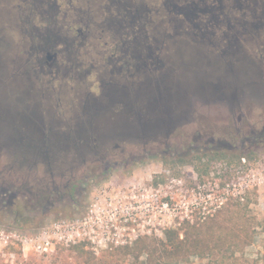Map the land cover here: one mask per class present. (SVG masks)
Returning a JSON list of instances; mask_svg holds the SVG:
<instances>
[{"label":"rangeland","instance_id":"rangeland-1","mask_svg":"<svg viewBox=\"0 0 264 264\" xmlns=\"http://www.w3.org/2000/svg\"><path fill=\"white\" fill-rule=\"evenodd\" d=\"M31 1L0 0V131L20 135L24 142L27 138L33 141L48 138L53 143L47 151L51 169L47 167L48 162L46 171L41 164L31 176L45 177L57 172L54 179L59 183L57 188L61 194L55 195L49 190L48 203L33 196L29 203L27 194L19 193L17 186H13L10 191H15V196L2 197L0 264H143L146 260L153 264L162 258L160 248L166 231H177L182 238L185 231L200 227L205 232L212 229L225 235L236 232L242 243L231 252L224 249L229 241H221L220 249L209 254L189 255L170 264H264V141L238 148L236 140L242 137H235L233 130L228 132L232 116L225 106L195 102L193 122L176 131L170 139L146 146L132 145L125 140L117 141V146L110 141H90L91 137L97 138L94 126L102 128V123L95 124L96 116L88 127V117L81 113L85 100L100 99L101 86L116 80L132 91L143 87L145 82L153 85V79L170 66L171 37L165 36L170 13L166 15L163 10L159 13L154 1L129 0L132 5L143 4L146 15L141 22L124 27V4L113 5V0H42L56 6L49 20L41 10L33 9ZM225 1L229 0L222 3L221 14L232 27L227 29L220 24L208 37L215 49L203 47L204 52L208 57L233 63H237L233 59L239 56L241 64L256 62L264 72L261 68L264 67V0H236L243 7H232L235 0ZM26 15L28 24L23 21ZM49 23L52 29L69 36L56 45L57 49L67 50L51 68L55 71L56 65L73 67L68 77L57 76L54 71L43 74L31 67L29 52L35 42L32 43L26 27L30 25L42 31ZM224 32L238 37L237 55L223 54L216 48L225 42ZM159 35L165 46L155 49V53L168 62L167 67L156 71L145 61L139 68L142 72L135 71L130 76L124 69L114 68L123 64L118 52L122 57L126 43L135 45V36H138L137 43L142 37L151 40L147 43H153L152 37ZM70 49L73 58L67 56ZM107 56L113 59L112 65L107 63ZM89 64L94 68L84 74L85 65ZM206 72L216 74L213 70ZM144 74L149 77L142 78ZM250 74L257 78V72ZM258 77L260 82L264 74ZM18 91L21 96H17ZM104 111L118 110L109 107ZM77 124L90 128V133L80 134L76 139L73 129ZM25 128L31 133L26 134ZM211 135L233 148L216 159L196 150L188 153L195 143L200 147L205 145ZM70 138H74L73 144L68 142ZM95 148L100 149L96 154L92 152ZM121 148L125 154L137 158H114V153ZM175 149L185 154L178 157L176 153L171 157ZM138 150L145 154L141 156ZM250 153L254 159L245 157V163H235L237 156ZM177 157L185 162L177 161ZM198 157L202 160L198 161ZM14 158L0 153V186L11 185L6 166ZM40 159L38 156V162ZM207 165L208 173L199 175L196 167L203 169ZM23 167V171L29 170ZM62 172L69 176L61 179ZM71 174L76 178L70 177ZM66 180L69 182L64 186ZM235 202L240 203L237 208ZM41 206L45 207L39 210ZM245 232L251 236L246 244L243 241L249 237Z\"/></svg>","mask_w":264,"mask_h":264},{"label":"water","instance_id":"water-1","mask_svg":"<svg viewBox=\"0 0 264 264\" xmlns=\"http://www.w3.org/2000/svg\"><path fill=\"white\" fill-rule=\"evenodd\" d=\"M169 50L170 66L160 75L161 81L155 83L151 96L146 97L140 90L126 109L97 115L95 124L102 123V128L94 126L98 142L110 141L117 146V141L125 140L132 145L146 146L160 139L168 140L193 122L195 102L222 104L230 116L234 112L240 115L243 111L251 112L252 107L264 106V79L257 82L258 76L264 73L258 69V63L241 64L208 57L202 45L185 38L171 40ZM206 70L216 71V74ZM251 72H257V78ZM3 127L9 129L6 125ZM26 140L24 142L22 136L13 132L0 131V153L15 156L12 161L17 160L22 169L26 166L35 171L41 164L45 166L44 171L51 169L47 152L51 147L47 140ZM38 156L41 157L39 162Z\"/></svg>","mask_w":264,"mask_h":264},{"label":"flooded vegetation","instance_id":"flooded-vegetation-1","mask_svg":"<svg viewBox=\"0 0 264 264\" xmlns=\"http://www.w3.org/2000/svg\"><path fill=\"white\" fill-rule=\"evenodd\" d=\"M235 2H236V4L232 5V7L239 5V3L236 0H235ZM30 3L32 5L33 9H35L37 11L41 10V13L45 16L47 15V17L49 19L53 15V13H52V10H53L52 7L54 5L53 2L51 3L49 1L43 2L42 0H33ZM41 7H43V9H40ZM239 7H241V6H239ZM23 21L26 24H28L29 17L27 15L24 16ZM51 27H52V25H50V23H49V26L47 28L43 29L42 31H38L37 29L34 30L33 28H31L30 25H27V27H26L27 32L30 34L29 36L31 37L32 43L35 42V45H33V47H30V52H29L30 61L33 64V65H31V67L37 68V70L43 74L47 73V72L53 73L54 70L51 69L54 66L53 63L56 61V59L59 56H61L63 51L67 50L65 48L64 49H57L56 48V45L58 43L57 41L63 40V39H69V36H66L63 33L61 34V31H58L57 29L56 30L52 29ZM50 31L52 32L51 33L52 37H49L47 35V32H50ZM233 35L234 34H229L226 36L228 38L229 37L231 38V39H227V41L229 42L228 46H230V49H229L230 52L237 55V53L239 52L238 51L239 50V48H238L239 39L236 35H234V36ZM71 50L72 49L68 50L70 52V55H67V56H70V58H73V56L71 54ZM262 52L264 53V50ZM118 54H119V58L121 59V61H123V64L126 63V61L123 60V58L121 57V53L118 52ZM124 57H126V56L124 55ZM142 57L143 56L140 54L139 50H136L131 56L130 65L137 72L140 70L139 68L141 67V63L138 62V59H140ZM107 58H108L107 63L109 65L110 64L112 65L111 61L113 59L109 56H107ZM218 59H220V58L218 57ZM233 60H236L238 62L239 56H236V58H234ZM128 62L129 61H127V63ZM123 64L119 68H116L114 65L113 66L117 71H121L122 69H124ZM74 66H76V65H74ZM85 67H86V72L84 74H87L90 72L89 70H92L94 68V65L89 64V65H85ZM72 68L66 67L64 65H62V66L56 65V70L54 72L57 76L61 75L62 77H68V74H70V72H73ZM261 68L263 69L264 67L261 66ZM159 81H160V79H159ZM109 84L110 85L105 83V85L103 84L101 86V88H100L101 89V98L100 99H97V100L94 99L93 100V99L88 98L87 100L84 101L85 104L82 105V109L83 108L84 109L81 113H82V115L88 117L87 118L88 127L90 126L89 121L93 122L94 118L98 114H100L101 112H103L105 109H107L109 107L117 108L118 111L124 110V107L122 108L121 105L125 104V102H126L125 98H127V99L130 98V99H132V102H133V101H135V99H136L135 97L138 95L139 91L142 90V88H141L142 86H141L140 90L134 89L133 92L129 93V91L127 90L128 89L127 85L123 84L121 81H118V80L111 82ZM20 92L21 91H18L17 96H19V95L21 96ZM23 93H25V91H23ZM12 95L15 96L13 91H12ZM101 110H103V111H101ZM234 113H232V119H231L232 125H231V127H227V130H228V132H229V130H233L235 132V137H237V136L242 137V139L236 140L237 141L236 146L238 148L243 149L245 147H249L250 145H253V143H256L258 141H262V140L264 141V106L255 107V108L252 107L251 112L247 113V112L243 111L240 113V115H237L236 113L235 114ZM79 115H81V114L79 113ZM24 122L27 123V121H25V120H24ZM29 128H25L26 134L31 133V130ZM90 131H91L90 128H87V129L83 128V125H80V124H77L75 129H73V132L75 133V135H74L75 138L78 137L80 134H84V133L88 134V133H90ZM198 138L201 139L202 136H199ZM73 139L74 138H70V140L68 142L73 144L74 143ZM95 139H96L95 137H91L90 141L94 142ZM44 140H48V138L44 139ZM48 141H49L48 143L50 146L53 145V143L50 140H48ZM227 145H224V143H222V141L220 139L216 140V138H214V136L211 135V136H208L206 138L205 145L200 147V145H197L195 143L193 146L194 149L189 148L188 153L191 152L192 150H196V152L200 151L202 154L208 153L211 155H213L214 153H217V154L221 153V152L225 153V151H227L228 148H230V149L233 148V145L232 146L231 145L227 146ZM99 150H100L99 148H95L94 150H92V152L94 154H96L99 152ZM117 152L118 153H114V155H113L114 158H118L120 156H121V158L122 157H130L133 160H135L137 158L136 156H133V155L130 156L129 153H128L129 155L125 154L126 152L122 148L119 149V151H117ZM138 152H139L138 154H141V156H143L145 154V153H141V151H139V150H138ZM176 153H177V155L179 154L178 157H180V155H183L182 153L185 154V152H182L178 149H175L174 151H172L171 157H174V155ZM102 157L107 159L110 156H102ZM6 169L9 172L8 175H9L10 180H11L10 181L11 185H9V187L0 186V203L3 201L2 197H5V196L14 197L15 196V193H14L15 191L14 192L10 191L11 188L14 189L13 186H17V190L19 193L23 192V195L27 194L26 198H27L29 203H30L29 199L32 196L35 197V199H39V200L43 201L45 204L48 203L49 198H47L46 193L47 192L50 193L51 190H52L51 192L54 193L55 195L61 194V190H58V188H57L59 183H57L58 181H55V179H54L55 175L53 172L49 173L45 177H37V176L33 177V176H31V172H32L31 170L30 171L29 170L23 171L21 164L15 160L8 163L6 166ZM61 175L63 176V177H60L61 179H64L67 177L65 172L64 173L62 172ZM70 177L76 178L72 174ZM70 177H68V178H70ZM60 181H62V180H60ZM68 182L69 181L66 180V182L63 185L64 186L67 185ZM61 197H64V196L61 195ZM7 202H9V200H7ZM45 204H43V205H45ZM44 207L45 206H41V208L39 207V210L43 209Z\"/></svg>","mask_w":264,"mask_h":264},{"label":"trees","instance_id":"trees-1","mask_svg":"<svg viewBox=\"0 0 264 264\" xmlns=\"http://www.w3.org/2000/svg\"><path fill=\"white\" fill-rule=\"evenodd\" d=\"M151 2L157 3L156 9L160 13L162 10L169 14L168 23L170 24L169 29L166 30L165 36L167 38H170V40L184 37L185 39L189 40L192 43L200 44L206 49H215L213 41L208 38L212 35V33L215 31V29L220 28V24L225 26L227 29H230L232 27L230 21L226 19L225 17H222L223 14H221L223 10L222 3L224 0H211L213 3H205L204 0H148ZM225 2H230L225 1ZM113 5L117 4H124V11L126 12L124 16V22L126 23L124 27L129 25L132 22H141L143 17L146 15L145 6L141 3L134 2L135 4L132 5L129 0H113ZM112 7L114 8V6ZM241 6V5H238ZM237 6V7H238ZM242 7V6H241ZM147 8V6H146ZM52 13L54 14L56 11V6L53 5L52 7ZM163 12V13H164ZM47 17V15L45 16ZM122 18V16H121ZM49 19L48 17L46 18ZM76 21H79L78 18ZM81 21V20H80ZM106 24H104L105 26ZM110 26V25H109ZM159 30V29H158ZM158 30H156V33H158ZM168 31V32H167ZM76 34H78V30L74 31ZM161 32V31H160ZM159 32V33H160ZM52 32H47V35L49 37H52ZM137 34V32L135 31ZM226 35H229L227 32L223 33V36H225L224 40L225 42H222L221 46H216V48H220L222 50V53L226 54L227 52H230V46H228ZM155 35L154 37H156ZM152 37V36H151ZM138 36H135V42L137 43ZM155 39H157V42L155 43ZM63 40H56L59 44L60 42H64ZM160 35L158 38H153V43H147V41H151L150 39L145 40V37L140 39L139 43H135V45H130L129 43H126L124 48H122V58L123 60L129 61L127 64L124 63V71L128 75H132L136 70L130 65V59L132 54L139 50L140 54L143 56L142 58L138 59V62L143 64L145 61H149L150 64L153 65L154 69L156 71L161 70V68H165L168 66V62H166L159 54L155 53V49H160V47L165 46L164 41H161ZM169 40V41H170ZM145 41V43H144ZM166 41V40H165ZM57 43V44H58ZM145 46V47H143ZM124 55L126 57H124ZM170 65V64H169ZM166 69V68H165ZM143 69L140 71L142 72ZM149 77V74H144L142 78ZM160 79V77L153 79V82H157ZM149 80V79H148ZM155 80V81H154ZM147 81V80H146ZM161 81V79H160ZM155 83L153 85H148L147 82L143 84V87L139 86L137 90H140V87L142 88V91L144 92V95L146 97L151 96L154 92L153 89L155 88ZM151 86V87H150ZM128 91L129 93L133 92L132 88H130L128 85ZM154 87V88H153ZM136 89V88H135ZM134 90V89H133ZM132 98V97H131ZM125 104L121 105L122 108L128 107V103L132 99L125 98ZM84 109V108H83ZM96 111V110H95ZM224 152L221 153H214L212 157L216 159V156H223ZM253 153V152H252ZM250 153L249 155H239L237 156V161L235 163L240 164L242 157H247L248 160H252L253 155ZM211 157V160L213 159ZM202 157H198V161H201ZM177 161L185 162V159L183 158H177ZM210 161V160H209ZM199 175H202L203 173L207 174L209 171V165L203 167V169H199L196 167ZM239 202H235V206H239ZM232 213V212H230ZM246 236L249 237V239L243 241L244 244L249 243L250 241V234L248 232H245ZM166 239L162 242V247L160 248L161 251V259L157 260L153 264H170L171 261H180L183 259H187L189 255H198V256H204L206 254H209L215 249H220L222 244H219L221 241L222 243H229L224 248L225 250H229L231 252H234L235 249H238L239 245L242 243V240H240V235L236 232H229L226 233H216L212 229L205 232L204 229L201 227L199 229H194L192 231H185L182 238H179V233L174 230L166 231ZM224 237L222 239L221 237ZM228 240V241H227ZM143 264H151L149 261L146 260V263Z\"/></svg>","mask_w":264,"mask_h":264},{"label":"built area","instance_id":"built-area-1","mask_svg":"<svg viewBox=\"0 0 264 264\" xmlns=\"http://www.w3.org/2000/svg\"><path fill=\"white\" fill-rule=\"evenodd\" d=\"M241 161H242V163H245V161H246V160H245V157H242V158H241ZM247 186H248V184H247ZM242 198H243V196L240 197V199H242Z\"/></svg>","mask_w":264,"mask_h":264}]
</instances>
